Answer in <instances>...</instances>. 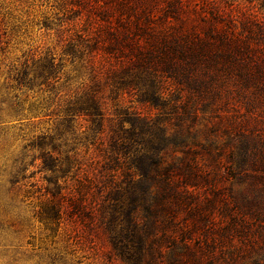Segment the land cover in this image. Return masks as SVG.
<instances>
[{
    "label": "trees",
    "instance_id": "trees-1",
    "mask_svg": "<svg viewBox=\"0 0 264 264\" xmlns=\"http://www.w3.org/2000/svg\"><path fill=\"white\" fill-rule=\"evenodd\" d=\"M79 1L89 64L104 71L60 125L82 118L95 148L42 153L46 169H76L44 222L67 216L102 232L119 264H264V20L191 18L178 0L160 11Z\"/></svg>",
    "mask_w": 264,
    "mask_h": 264
},
{
    "label": "rangeland",
    "instance_id": "rangeland-1",
    "mask_svg": "<svg viewBox=\"0 0 264 264\" xmlns=\"http://www.w3.org/2000/svg\"><path fill=\"white\" fill-rule=\"evenodd\" d=\"M149 1L160 11L166 0ZM178 1L191 18L217 17L237 25L253 16L264 20V0ZM79 4L0 0V264H119L110 259L111 245L102 232L91 235L66 215L61 223L42 219L46 202L67 197L76 184V169H46L42 153L64 160L95 148L82 118L60 125L67 103L90 87L97 89L104 71L98 59V67L89 64L87 17ZM129 104L126 99L123 106ZM113 110L108 101L107 115ZM226 141L220 138L219 144Z\"/></svg>",
    "mask_w": 264,
    "mask_h": 264
}]
</instances>
